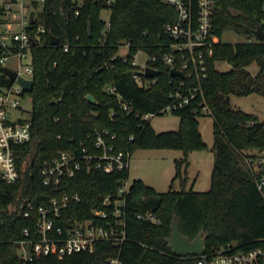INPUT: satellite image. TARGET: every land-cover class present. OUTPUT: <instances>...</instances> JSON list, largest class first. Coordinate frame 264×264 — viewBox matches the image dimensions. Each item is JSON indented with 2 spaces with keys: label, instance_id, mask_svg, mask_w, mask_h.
<instances>
[{
  "label": "trees",
  "instance_id": "trees-1",
  "mask_svg": "<svg viewBox=\"0 0 264 264\" xmlns=\"http://www.w3.org/2000/svg\"><path fill=\"white\" fill-rule=\"evenodd\" d=\"M32 5L37 9L35 1ZM105 7L111 10L108 21L100 16ZM176 15L172 6L159 0H113L111 4L105 0L43 1L35 22L27 26L31 37L40 23L45 27L41 40L34 39L36 43L31 44L33 87L27 92L32 97L31 139L13 145L19 179L8 183L0 177V264H109L108 258L118 252L122 264H197L196 256L176 254L168 245L174 215L180 231L191 239L204 231L207 251L229 241H238L242 247H264V188L255 182L264 169L255 171L246 161L264 156V119L230 103L231 94L256 92L264 97V41L219 40L207 58V76L201 80L203 96L198 94L171 110L180 117L178 130L157 132L142 116L163 113L161 110L173 102L170 94L181 79L184 90L196 82L192 77L172 76L162 59L173 41L163 26ZM263 19L264 0L215 2L213 27L220 37L229 30L253 37L258 26L264 29ZM50 35L58 37L57 44L51 43ZM122 42L128 44L125 56L117 54ZM140 50L149 57L156 55L155 60L146 61L157 70L155 82L147 87L138 85L133 76L138 69L134 55ZM217 60L228 61L231 69L218 70ZM254 61L259 69L252 74L247 67ZM8 84L10 80L0 73V86ZM87 94L97 102L88 101ZM204 104L209 110L205 115L201 112ZM206 115L213 118L214 134L208 190L186 189L188 177L182 168L187 160H176L168 190L158 192L142 179H134L123 193L121 218L126 239L120 246L99 240L93 251L62 255L53 247L49 254L25 262L20 259L18 241L24 238V228L35 235L38 206L50 207L52 197L77 193L79 200L70 201L55 223L93 218L94 208L112 210L103 204V197H117L129 176V165L111 172L83 167L62 178L57 186L46 185L41 173L45 159L64 150L80 152L83 147L100 152L94 145L96 130H108L103 133L106 142L130 155L136 148H174L186 154L206 147L197 119ZM258 165L264 163L258 161ZM175 179L180 188L174 187ZM147 195L160 196L153 210L157 222L137 216L148 210L142 202ZM28 203L34 209L25 217Z\"/></svg>",
  "mask_w": 264,
  "mask_h": 264
},
{
  "label": "built area",
  "instance_id": "built-area-1",
  "mask_svg": "<svg viewBox=\"0 0 264 264\" xmlns=\"http://www.w3.org/2000/svg\"><path fill=\"white\" fill-rule=\"evenodd\" d=\"M112 1L105 0L106 4H111ZM159 1L172 6L177 13L175 20L168 21L163 26L164 33L173 41L170 44V52L164 54L162 59L169 67L175 66L183 70L185 77H192L196 81L194 85L184 90L182 87L184 82L181 79L175 91L170 94L173 102L161 110L171 112L172 109L187 104L198 94L203 96L201 80L207 76V58L212 53V47L222 40V36H218L213 27L216 0ZM15 5H18V11L14 8ZM0 7L2 8L0 65H6V60L14 57L17 60V66L13 69L17 75L32 78V39L41 40L40 33L45 32V27L40 23L35 36L31 37L27 30V26L30 25L28 23L29 8L24 0H0ZM64 49L67 50V46ZM22 58H28V63L24 66L21 63ZM149 59L155 60L156 55ZM133 63L136 64L134 61ZM146 66L150 65L145 63L142 69H136V71H141L140 74L136 71L133 74L138 85L143 87L149 86L156 80V76H149V79L142 78V75L146 76L144 74ZM5 76L10 80V84L0 86V177L12 183L20 177L13 145L30 141L31 132L28 120L22 117L12 118V113L10 114L11 110L21 108L20 98L27 91L16 79L11 80L7 75ZM109 89L113 92V88L109 87ZM203 102L204 100L201 99L200 103ZM201 112L203 115L208 114L209 110L205 104L201 106ZM153 115V113H146L142 118L149 119ZM103 133L108 134L109 131L96 130L94 132V145L100 149V152H90L87 147H83L80 152L64 150L45 159L41 169L43 183L57 186L62 178L73 176L83 167L87 170L100 169L105 172L127 167L131 155L128 152L116 150L112 144H108ZM110 138H114V134H111ZM246 161L253 166L255 171H258L260 169L258 161L264 163V156L260 160L248 158ZM255 182L258 188H264V173L256 175ZM128 187L126 180L119 187L117 197L114 199L109 195L103 197V204L112 206V210L94 208L92 209L93 218L75 220L64 225H57L55 218L60 217L61 210L70 201L79 200L77 193L52 197L50 207L38 206L35 235L31 234L29 228H24V238L18 241L20 259L25 262L36 256L49 254L53 247H56L62 255L77 251H93L95 242L99 240L120 246L126 239L121 206L124 204L123 193L128 191ZM33 209V205L28 203L24 216L30 217ZM137 216L157 222L151 209L139 212ZM193 256L197 257V264H264V247H242L238 241H229L209 251L205 249L203 253ZM108 262L109 264H122L119 252L109 257Z\"/></svg>",
  "mask_w": 264,
  "mask_h": 264
},
{
  "label": "rangeland",
  "instance_id": "rangeland-1",
  "mask_svg": "<svg viewBox=\"0 0 264 264\" xmlns=\"http://www.w3.org/2000/svg\"><path fill=\"white\" fill-rule=\"evenodd\" d=\"M35 1L37 10L40 12L43 8V2L40 0H24L27 8L30 9L32 4L30 2ZM79 3L83 0H77ZM14 8L18 11V5ZM111 10L105 7L101 10L100 16L104 20L108 21ZM41 14H38V21L41 22ZM264 25V19L262 20ZM2 27V26H1ZM256 38L247 37L242 34H238L234 31H224L222 34V41L236 42L242 40L252 41ZM128 44L122 42L117 50V54L125 56L128 53ZM149 59V55L140 50L134 55V62L138 68L142 69ZM17 60L14 57L6 60L5 64L16 67ZM22 66L28 63V58H22ZM215 67L220 71H227L231 69V64L226 60H217ZM247 69L255 74L259 66L254 61ZM230 103L233 108L240 109L245 112L255 114L259 120L264 119V97L256 92L247 95H230ZM21 108L10 111L12 118L22 117L26 120L30 119L32 109V97L25 93L20 98ZM199 130L202 135V139L206 144V147L200 149H193L186 154L182 149L174 148H136L129 161V176L127 179V186H129L134 179H142L146 184L155 187L158 192L166 191L169 189L172 179L176 172V160H183L186 158L187 165L183 164V170H186L187 182L186 189L192 188L196 191H205L210 188V177L213 168L214 156L211 150L214 134H213V118L210 115L198 116ZM149 123L152 128L157 131H176L179 129L180 117L170 111H165L161 114L154 115L149 118ZM260 159L258 155L254 157V160ZM246 164V163H245ZM247 165V164H246ZM264 169V165L259 167ZM179 180L175 179L173 185L175 188H180ZM264 195V189H263ZM19 253V249L17 250Z\"/></svg>",
  "mask_w": 264,
  "mask_h": 264
},
{
  "label": "water",
  "instance_id": "water-1",
  "mask_svg": "<svg viewBox=\"0 0 264 264\" xmlns=\"http://www.w3.org/2000/svg\"><path fill=\"white\" fill-rule=\"evenodd\" d=\"M37 17V9L32 5L28 11V23L33 24ZM90 31V26H89ZM253 34L259 41H264V29L261 26H258L255 30H253ZM51 43L57 44L58 37L54 35H50ZM33 44L36 43L34 39H32ZM0 72L7 75L11 80H17V82L22 85L25 91L30 92L33 87V79L25 78L21 75H17V72L7 66L0 65ZM136 73L140 74L141 71L137 70ZM144 74L146 76H156L157 70L152 68L151 66H146L144 69ZM170 74L172 76H179L181 78H185V72L181 69H177L175 66L170 67ZM86 99L91 103H96V99L92 94H87ZM160 201V196L158 195H147L142 197V202L144 205L151 210H155ZM169 247L172 252L176 254H186V255H198L205 251L206 249V234L203 230L199 231V233L194 237L190 238L187 235L183 234L179 229V220L176 215L173 217V221L171 223V234L166 238Z\"/></svg>",
  "mask_w": 264,
  "mask_h": 264
},
{
  "label": "crops",
  "instance_id": "crops-1",
  "mask_svg": "<svg viewBox=\"0 0 264 264\" xmlns=\"http://www.w3.org/2000/svg\"><path fill=\"white\" fill-rule=\"evenodd\" d=\"M7 65V64H6ZM7 66H9V65H7ZM9 67H11V68H15V67H12V66H9ZM131 158V157H130ZM130 161V160H129ZM155 188V187H154Z\"/></svg>",
  "mask_w": 264,
  "mask_h": 264
}]
</instances>
